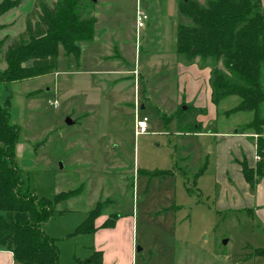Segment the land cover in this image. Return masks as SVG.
Segmentation results:
<instances>
[{"label":"rangeland","instance_id":"obj_1","mask_svg":"<svg viewBox=\"0 0 264 264\" xmlns=\"http://www.w3.org/2000/svg\"><path fill=\"white\" fill-rule=\"evenodd\" d=\"M12 2L0 14L3 50L7 41L1 27L21 0ZM134 8L135 0H100L94 9V39L79 43L77 60L58 45L53 73L1 86L0 103L11 96L10 121L20 129L15 159L23 185L51 199L74 192L58 200L55 214L41 226L43 233L54 239L60 264H91V247L107 246L108 239L70 234L101 201L95 223L117 215L114 237L118 242L127 235L133 264H264V253H258L264 250V223L247 209L217 206L221 184L215 138L184 133L177 125L176 111L185 102H176L184 92L178 85L182 61L174 51L175 26L187 20L175 0H152L145 26L135 32ZM22 23L18 15L13 29ZM86 62L136 69L148 80L137 83L136 90L137 116L147 118L144 134L133 131L131 79L121 76L116 82L118 74L110 73L86 76ZM84 78L87 86L81 85ZM238 102L237 96H228L209 112L204 105L206 114L195 119H208L205 132L232 133L251 119L246 111L225 114ZM86 112L89 116L82 117ZM67 118L73 122L66 123Z\"/></svg>","mask_w":264,"mask_h":264},{"label":"trees","instance_id":"obj_2","mask_svg":"<svg viewBox=\"0 0 264 264\" xmlns=\"http://www.w3.org/2000/svg\"><path fill=\"white\" fill-rule=\"evenodd\" d=\"M12 5V0H1L0 14ZM94 5L93 0H34L24 30L4 50L0 42V62L5 64L0 68V89L12 81L53 73L58 45L65 56L77 60L79 43L94 37ZM177 11L187 22L176 24L174 51L184 64L196 61L209 68L211 103L217 106L222 99L237 96L239 102L225 114L251 113L236 133L250 135L255 145L254 167L245 158L238 160L253 191L264 177V9L260 0H177ZM10 100L7 95L0 103V249L12 253L13 264H60L54 239L41 226L55 214L58 200L74 192L51 199L23 185L15 159L20 129L10 121ZM185 106L176 111L178 127L187 133L205 132L195 117L205 115L206 109ZM102 207L103 202H96L70 235L94 233ZM116 217H107L99 227H112ZM101 262V251L91 250L89 263Z\"/></svg>","mask_w":264,"mask_h":264},{"label":"crops","instance_id":"obj_3","mask_svg":"<svg viewBox=\"0 0 264 264\" xmlns=\"http://www.w3.org/2000/svg\"><path fill=\"white\" fill-rule=\"evenodd\" d=\"M104 1V0H102ZM152 0H139L140 8L143 12L146 13L147 18L149 17L148 5ZM34 0H21V2L14 7L7 15L8 25L1 27L4 32H2V37L6 36V46L14 39L16 35L24 30L25 27V16L31 10ZM95 2V0H94ZM100 3V0H96L93 10L91 14L97 19V12L94 10L97 7V3ZM142 2V5H141ZM264 3V2H263ZM145 4V6L143 5ZM143 6V7H142ZM175 8L177 9V0H175ZM135 9H136V0H135V8L133 13V23H135ZM264 9V8H263ZM14 11H19V14H16ZM20 15L22 17V25L17 29H13V22L16 17ZM135 27V24H133ZM15 26V25H14ZM145 26V25H144ZM176 27V26H175ZM136 32V28H135ZM94 39V37H93ZM92 39V40H93ZM91 41V40H90ZM5 46V47H6ZM109 58L110 56H106ZM104 57V58H106ZM95 59V58H94ZM85 61H83L84 63ZM198 63L195 61L191 64L180 63L178 66V71L180 73L179 77V86L180 90L184 92L183 98L178 99L177 105L191 104V100L195 98L197 101L193 102L191 105L195 107H203L204 105L207 107V111L212 109V103L210 101V87H209V68L208 67H200L197 65ZM82 73L86 76L91 74H118L117 80L121 76L126 77L127 79H131L132 81V89H133V98H135L137 83H148V80L144 79L143 75L139 70L133 69L132 71L128 69L121 70L117 66L107 65L105 67L92 66L87 64V62L82 66ZM136 70V76L133 77V71ZM120 75V76H119ZM135 78V80H134ZM111 81L110 79H107ZM115 82V81H114ZM144 82V83H143ZM121 89V84L118 83ZM82 86L88 85V78H84L81 81ZM124 84H122L123 86ZM191 95V96H190ZM143 98H147L145 94L142 96ZM208 100V104L202 102V99ZM211 103V104H210ZM134 107V104H133ZM143 108V104L139 106V109ZM135 109V107H134ZM208 114V113H207ZM89 116L88 112H86L82 117ZM211 113L206 117L209 118ZM204 117H198L196 119L198 122H201L203 126H205L206 121ZM204 119V120H202ZM73 122L72 119H70ZM187 133V132H184ZM192 135H205V136H213L215 138V151H216V164H217V181L220 182V197L217 202V206H225L227 208L232 209H247L249 214H254L256 217L260 219L261 222L264 223V177L260 178L256 184V187L253 191L250 190L248 183L245 181L240 165L238 164V160H242L245 158L247 165L249 167H254L257 161V153L255 149V145L253 143L252 137L248 134H238L236 131L232 133L228 132H195L188 133ZM249 138L251 143L246 140ZM241 149H238V147ZM233 150V157L230 156V152ZM232 181V183H231ZM238 191V192H237ZM105 217H102L99 221H96V231L92 233L95 235V238L99 236L105 235V238L108 239V245H98L95 247H91V250L101 251L102 253V264H133L134 258V248L133 244L128 241L127 235L120 236V240L117 242L116 237H114V231L116 230V226L118 224V220L116 219L114 225L109 228L99 227L101 223L105 220ZM98 220V219H97ZM126 229L129 227L126 224ZM126 232V230L124 231ZM127 233V232H126ZM124 237V239H122ZM126 237V238H125ZM122 239V240H121ZM119 242H122L123 245ZM111 244L120 245L119 247L111 246ZM90 255V254H89ZM89 262V260H88ZM0 264H13V255L10 251L0 249Z\"/></svg>","mask_w":264,"mask_h":264},{"label":"built area","instance_id":"obj_4","mask_svg":"<svg viewBox=\"0 0 264 264\" xmlns=\"http://www.w3.org/2000/svg\"><path fill=\"white\" fill-rule=\"evenodd\" d=\"M147 20V15L145 12H143L139 5V0H136V9H135V28L136 32H138L140 29H142L145 25V22ZM134 75H136V70L133 71ZM135 117H134V124H133V131L134 135L138 136L140 134H144L147 130V118L146 117H138L137 116V109H136V95H135ZM51 103V102H50ZM52 106L56 107V101H52ZM258 159V156H257Z\"/></svg>","mask_w":264,"mask_h":264},{"label":"water","instance_id":"obj_5","mask_svg":"<svg viewBox=\"0 0 264 264\" xmlns=\"http://www.w3.org/2000/svg\"><path fill=\"white\" fill-rule=\"evenodd\" d=\"M93 1H94V0H93ZM185 108H186V106H185V105H183V106H182V109H185ZM66 123H71V121H70V119H69V118H67V119H66Z\"/></svg>","mask_w":264,"mask_h":264}]
</instances>
